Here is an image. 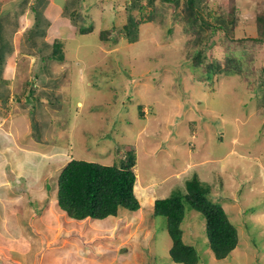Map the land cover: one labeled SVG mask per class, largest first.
Instances as JSON below:
<instances>
[{
  "label": "rangeland",
  "instance_id": "obj_1",
  "mask_svg": "<svg viewBox=\"0 0 264 264\" xmlns=\"http://www.w3.org/2000/svg\"><path fill=\"white\" fill-rule=\"evenodd\" d=\"M0 1L3 6L11 0ZM125 1L87 0L89 9L81 11L76 20L78 26L91 28L79 32L75 26L73 31L66 23L52 35L66 42L64 56L51 61L50 71L39 66L36 84L52 87V77L61 108L48 105L44 90L27 89L37 64L35 55L21 56L13 48L17 57L10 67L12 79L5 82L0 78L1 87L4 85L0 91L8 86L11 100L0 102V207L7 214L3 220H8L3 229L14 226L13 219L25 232L36 228V222L49 226L57 218L60 230L54 237L65 230L71 233L69 248L83 243L79 253L87 258L73 259L75 264H181L170 258L171 238L165 218H150L151 202L185 191L186 181L193 178L207 186L209 198L224 207L238 231L235 248L225 258L217 259L208 245L204 217L187 207L181 222L183 240L197 250L200 259L196 264H264V104L262 110L255 107L256 102H264V86L255 79L264 62V44L246 39L237 45L222 30L206 39L205 32L183 17L182 1L174 4L163 0L152 4L142 0L143 7L133 9L136 18L142 20L137 41L129 42L121 33L108 34L116 40L110 36L99 39L102 29L115 32L112 27L125 23ZM260 1L235 0V32L229 29L225 33L256 36L255 11ZM226 2L204 0L209 10L205 19L213 21V16L222 11L219 4L225 12ZM151 14L154 20L148 18ZM24 15L31 23L29 10ZM12 30L7 26L6 34L10 36ZM196 35L199 41L194 45ZM16 41L6 39L3 49L10 48L8 43L14 47ZM229 44L246 51L244 68L237 75L203 80L181 63L202 48L203 61L223 59V47ZM20 92L27 97L32 93L35 108L27 105L26 109L14 100ZM41 140L49 150L61 154L56 159L43 158L42 167L37 165L39 173L35 169L25 177L29 184L39 182L24 196L31 204L22 207L20 199H11L9 204L2 190L11 182L8 178L18 174L14 166L23 153L16 151L8 158L2 149H12L19 143L25 152L28 147L23 143L41 145ZM130 150L136 155L135 185L140 207L133 212L121 210L110 218L67 221L69 217L55 198L58 171L67 160L119 165ZM26 163H19V172L29 166ZM47 197L54 201L49 207L45 205ZM27 206L33 210L32 219ZM78 235H84V239ZM103 251L107 253L100 260Z\"/></svg>",
  "mask_w": 264,
  "mask_h": 264
},
{
  "label": "trees",
  "instance_id": "obj_2",
  "mask_svg": "<svg viewBox=\"0 0 264 264\" xmlns=\"http://www.w3.org/2000/svg\"><path fill=\"white\" fill-rule=\"evenodd\" d=\"M47 1L11 0L3 6L0 1V78H4L5 82H9L12 79V68L10 67L13 64V60L16 59L15 57H17L12 53V50L14 51L13 48L21 56L35 55L37 64L33 70V80L27 82V89L30 92L34 89L44 90L43 97L49 98V101H47L48 105L53 108H61L59 105L60 95L56 92L55 88L57 86L52 81V77V87L48 83H44L48 87H42L36 84L39 66L48 68L50 71L51 61L54 59H62L64 56L63 47L66 46L59 38H53L49 34V32L51 33L49 30L50 18L44 13ZM84 1L73 0V2H70L69 0L65 3L64 9L61 12L63 17L70 19L73 24H76L75 26L78 27L79 32H84L91 28L90 26H78L76 20L81 14V11L86 12L89 9V6ZM163 1L174 4L182 1L183 17L188 18L190 24L195 26L196 29L205 32L206 39L216 31L222 30L225 36L231 42H236L237 45L242 44L246 39L264 44V0L259 2V8L255 11L256 36L254 37H244L238 34L228 35L225 33L229 29L235 32V0H226L227 10L225 12H223V4H219L218 8L220 7L222 11L218 12L215 17L213 16L212 22L205 19V16L209 14V10L203 4L204 0ZM154 2L155 0H146V3L149 4ZM141 3L142 0H126L124 5L126 10L125 23L122 26L112 27L115 29V32H111L107 28L102 29L98 38L106 39L110 36V39L116 40L114 35L108 34L121 33L129 42L137 41L138 28L142 20L136 18L132 11L135 8H142L143 5ZM27 9L33 15V20L31 23L28 21L29 24H24V13ZM149 17L151 19L154 18L152 14ZM7 26L13 28V34L11 33L10 36L6 34ZM18 30L21 32H17ZM4 36H8L6 39L11 40L12 38H16L18 41L17 45L14 43L13 47L12 43H8L10 48L5 51L2 47L3 44L7 43L5 42L6 39ZM195 37V40H192L194 45L198 43L199 35ZM203 51V48L196 49L192 56L188 54L187 59L181 62L184 64V69L188 65L196 71L199 79H209L212 81L217 77L218 80V78L220 79L223 76L237 75L244 68L242 58L246 54V51L242 48H237L229 44L223 47V59L212 57L208 60L205 59V61H203L202 57ZM171 67H175V65ZM190 72L192 74L195 73ZM112 73L114 74V72ZM51 75H53V72ZM114 77H116L115 74ZM256 78L264 86V62ZM0 88L3 89L4 85L3 87L0 85ZM9 95L10 89L7 86L5 91H0V102L2 104L10 102ZM34 98L32 93L27 97L26 93L23 94L20 92L14 100L20 102L21 107L23 106L28 109L27 105L35 108L32 104L35 101ZM263 98L264 96H262L261 100ZM78 101L80 100L76 102ZM37 103L39 104V102ZM263 104L264 102H256L255 107L260 110V106ZM34 118L35 116L32 115V119ZM38 139L40 140L39 137ZM135 165L136 155L134 150L127 151L119 165L102 164L95 161L71 158L58 171L55 194L56 204L69 218L74 220H82L89 217L97 219L107 218L110 215L116 216L121 210L136 211L140 207V201L134 189L136 181ZM184 190L181 193L156 198L153 203V213L150 214L151 219H156L158 216L165 218V228L171 238L169 247L171 260L181 264H196L200 259L195 247L183 240L181 222L187 207L197 210L204 217L208 245L214 257L217 259L225 258L238 243V231L235 223L229 218L226 210L219 202H215L209 198V189L200 181L193 178L187 180ZM154 226L156 230L157 225L155 222Z\"/></svg>",
  "mask_w": 264,
  "mask_h": 264
},
{
  "label": "crops",
  "instance_id": "obj_3",
  "mask_svg": "<svg viewBox=\"0 0 264 264\" xmlns=\"http://www.w3.org/2000/svg\"><path fill=\"white\" fill-rule=\"evenodd\" d=\"M67 1L69 0H48L46 3V6L44 8V13L47 14L50 18L49 30L51 31V33L49 32V34L51 36L53 34H56L59 31L60 27L65 26L66 23L68 24L69 28L72 27L73 31H75L76 24H73L70 19L63 17L61 15L62 14L61 12L64 9L63 7L65 6V3ZM70 2H73V0H70ZM84 2H87V1L85 0ZM24 24H29L26 21V19L24 20ZM67 40H71V38ZM42 142L43 141H40L41 145H38L37 143H32L30 145H28L27 143H23L28 147L24 149L25 152L21 150V147H20L21 145H19V143H17L16 146L12 149L10 148L2 149L3 154L7 155L8 158L13 157V154L16 151L22 152L23 155L19 156L20 162L27 161L28 163H26V165L27 164L29 165L27 168L25 167L23 171L19 172L18 165L20 162L18 163V165L14 164L15 165L14 171H17L18 174L16 175L15 173L14 175H12V178H8V179H11L10 180L11 182L6 184V187H3V184H2V187H3V190L1 189L2 194L5 197V200L7 198L9 199L8 200L9 204L11 202V199L22 200L23 201L22 203H24L23 205L20 202V205L22 207L26 206L27 202L31 204L30 198L27 199V198H24V196L25 194H27V192H31L30 191L31 189L29 188L33 187V185L39 182L34 181L33 183L29 184L28 183L29 181H25V177L27 175L32 174L35 169L39 173V168H37V165H40L42 167L43 158L50 156L56 159L58 154H61L59 150H57L56 152L53 149L49 150L50 148L47 147L48 144L42 143ZM35 160H38V162H36ZM39 176L40 174H38V178ZM136 178H137V172H136ZM134 189L137 195V193H139V190H137L136 185L134 186ZM142 197L145 198L144 196ZM49 198L50 197H47L45 199V205L47 207H49L50 204L54 202L52 201V199H49ZM154 200H152L151 204L154 203ZM26 208H28L29 210L28 209L27 210L31 212L30 219H32V215H33L32 208L29 206H27ZM5 215H7L6 212H4L3 208L0 207V220H2L0 221L1 223V226H0V264H14V262H16L15 260H17L16 262L17 264H75L73 263L74 262L73 259L82 261V259L87 258L85 253L83 252L79 253V250L82 249L83 247V243H82V246L76 245L74 249L69 248V242L71 241V240L69 241V238L71 235L70 232L61 230V233H62L61 236L60 235L57 237L53 236L57 233V230H60V228L58 227V222L56 221L57 218H53L52 220L53 222L49 223V226H46L47 225L46 223L45 224L43 223L42 225H37V222H36L35 223L36 228H32L29 225V227H31L30 228L31 231L26 230L25 232H23L24 230L21 228L19 229V227L17 226L15 222L16 220L14 219L11 222L12 224H14V226L3 229L5 227V222L8 221V220H3ZM110 216L113 217V215H110ZM110 216H108L107 218H110ZM66 220L71 221V218H68ZM82 220H76V221L82 222ZM84 235H82V237L78 235L79 239L80 238L84 239ZM73 236L75 237V235ZM74 237L72 238V240L74 239ZM51 238L54 239V242L48 243V240H50ZM75 250H77V253L75 252ZM37 251H39L38 257H37ZM73 252H75L76 254H74ZM104 254H105V251L99 254L98 257L100 258V260L104 259ZM15 256H17V258L14 259Z\"/></svg>",
  "mask_w": 264,
  "mask_h": 264
},
{
  "label": "clouds",
  "instance_id": "obj_4",
  "mask_svg": "<svg viewBox=\"0 0 264 264\" xmlns=\"http://www.w3.org/2000/svg\"><path fill=\"white\" fill-rule=\"evenodd\" d=\"M78 102H81V100L80 101H78ZM43 103V102H42ZM44 108V107H43ZM45 110H46V108H44ZM29 111H30V108H29ZM47 111V110H46ZM141 117H143V115H142V112H141Z\"/></svg>",
  "mask_w": 264,
  "mask_h": 264
}]
</instances>
